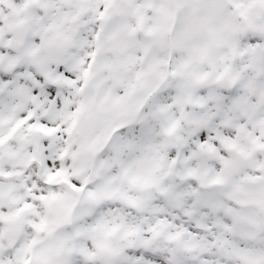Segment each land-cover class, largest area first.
I'll use <instances>...</instances> for the list:
<instances>
[{"label": "snow or ice", "instance_id": "1", "mask_svg": "<svg viewBox=\"0 0 264 264\" xmlns=\"http://www.w3.org/2000/svg\"><path fill=\"white\" fill-rule=\"evenodd\" d=\"M0 264H264V0H0Z\"/></svg>", "mask_w": 264, "mask_h": 264}]
</instances>
